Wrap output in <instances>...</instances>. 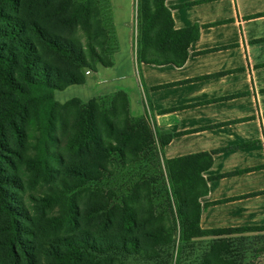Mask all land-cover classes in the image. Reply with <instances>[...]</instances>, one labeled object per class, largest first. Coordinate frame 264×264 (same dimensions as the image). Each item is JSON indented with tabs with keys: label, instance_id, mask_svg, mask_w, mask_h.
<instances>
[{
	"label": "trees",
	"instance_id": "16d2710c",
	"mask_svg": "<svg viewBox=\"0 0 264 264\" xmlns=\"http://www.w3.org/2000/svg\"><path fill=\"white\" fill-rule=\"evenodd\" d=\"M33 1L38 13L49 7L51 0ZM140 1L143 2L139 5L137 62L182 66L189 44L198 36V29H174L171 15L164 7L165 0ZM24 3V0H0V217L7 230L6 244L12 262L112 264L124 255L146 256L150 250L141 239L157 241L159 245L155 247H160L169 239L171 228L151 223L157 217L151 206L144 211L145 219L138 221L136 207L144 197L138 188L123 199L121 206H100L84 211H80L68 195L77 188L71 179L83 184L97 181L112 172L114 161L123 166L131 165L148 148L160 159L146 112L142 120L132 123L126 103L120 107L113 104L111 110L105 111L94 102L82 108L73 102L63 105L53 102L50 92L84 82L79 75L84 64L83 52L51 35L35 17H20L19 10ZM153 6L155 9H151ZM37 90L46 94L37 98ZM121 97L124 96L119 95L117 99ZM39 101L50 102V105L41 134L37 135V142H33L36 138L30 135V126L39 119L36 113ZM72 107L74 111L70 110ZM50 144L58 146L57 153L51 154ZM18 150L25 153L38 150L37 155L44 153L43 163L37 161V174L42 173L41 177L37 176L42 190L38 191L39 203L50 209L59 205L62 209L56 216L37 223L35 250L27 241L32 233L24 225L29 217L24 215L21 203L14 197L21 187L8 173V169H14L15 162L23 158ZM51 160L59 169L51 166ZM211 160L210 154H199L162 163V171L172 184L171 194L177 198L182 242L225 232L264 231V226L200 228L199 199L207 193L201 173L210 166ZM90 193L101 194L102 191L91 190ZM170 218L174 220L173 216ZM93 221L106 230L95 235L97 231L82 229L84 222ZM139 230H143L142 238L136 235ZM228 249L225 244L217 255L215 251H204L200 264H237L231 253L238 251Z\"/></svg>",
	"mask_w": 264,
	"mask_h": 264
},
{
	"label": "crops",
	"instance_id": "0c3cea01",
	"mask_svg": "<svg viewBox=\"0 0 264 264\" xmlns=\"http://www.w3.org/2000/svg\"><path fill=\"white\" fill-rule=\"evenodd\" d=\"M173 27H196L182 66L129 67L162 163L210 154L202 230L264 226V0H165ZM145 106V108H144Z\"/></svg>",
	"mask_w": 264,
	"mask_h": 264
},
{
	"label": "rangeland",
	"instance_id": "374dc122",
	"mask_svg": "<svg viewBox=\"0 0 264 264\" xmlns=\"http://www.w3.org/2000/svg\"><path fill=\"white\" fill-rule=\"evenodd\" d=\"M24 2L19 10L20 17H35L51 35L66 40L83 52L84 64L79 70V75L84 82L68 86L62 91L50 92L53 102L58 105L73 102L80 108L94 102L105 111L111 110L113 104L120 107L126 103L132 123H138L144 118V112H136L134 109L138 107L135 92L129 84V75L126 74L129 67L135 65L139 5L143 1L51 0L49 7L42 8L38 13L37 8H33V0ZM44 93L46 94V91L37 90L35 96L41 98ZM119 95L124 97L117 99ZM35 96L33 97L36 98ZM49 105L50 102L39 101L36 108L39 119L36 118L35 123L30 126V135L36 138L33 142H37V135L41 134ZM70 110L74 111V107ZM49 149L51 154L57 153L58 146L50 144ZM34 151L25 153L18 150L17 152L23 155L22 160L15 162L14 169H8L9 175L21 187L14 197L21 203L24 215L29 217V221L24 225L32 233L27 237V241L33 250L37 249V223H43L44 219L56 216L62 210L59 205L50 209L39 203L38 191L42 190L37 176L41 177L42 173L37 174V161L43 163L44 153L37 155L38 150ZM49 161L47 157V163ZM51 166L59 169V165L52 160ZM71 182L77 188L68 195L80 211L100 206H121L123 199L133 195L138 188L144 194L136 207L138 221L145 219L144 211L151 206L157 216L151 223L164 224L171 228L169 239L167 237L168 240L160 247H155L159 245L157 241L141 239L150 250L148 255H124L112 264H200L204 251H215L217 255L225 244L228 245V251H238L231 253L237 264H264V231L225 232L202 240L193 239L185 244L182 242L177 198L172 196V184L163 173L162 161L155 158L152 148L140 153L139 160L131 165L123 166L114 161L112 172L105 173L97 181L83 184L79 180L71 179ZM91 190H100L102 193H90ZM158 216L164 217L165 220H160ZM82 229L97 231L95 235L106 230L105 226H100L97 221L84 222ZM141 234L143 230L136 233L142 238ZM7 235L3 219L0 217V264H13L6 244ZM49 235L54 236V233L49 232ZM213 261L215 262L214 259Z\"/></svg>",
	"mask_w": 264,
	"mask_h": 264
}]
</instances>
